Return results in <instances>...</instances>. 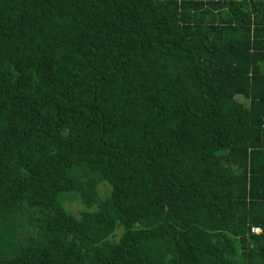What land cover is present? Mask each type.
<instances>
[{
    "label": "trees",
    "instance_id": "trees-1",
    "mask_svg": "<svg viewBox=\"0 0 264 264\" xmlns=\"http://www.w3.org/2000/svg\"><path fill=\"white\" fill-rule=\"evenodd\" d=\"M0 264H264V0H0Z\"/></svg>",
    "mask_w": 264,
    "mask_h": 264
},
{
    "label": "rangeland",
    "instance_id": "rangeland-1",
    "mask_svg": "<svg viewBox=\"0 0 264 264\" xmlns=\"http://www.w3.org/2000/svg\"><path fill=\"white\" fill-rule=\"evenodd\" d=\"M233 102L236 104V107L238 109H241L243 107H245V105L247 104V102L239 97V96H235L233 98ZM99 188L102 190L103 187L102 186H99ZM216 191L217 193L220 195V196H223V197H227L228 196V193H227V190L223 187H216ZM70 212H73V213H76V211L79 209V206L74 204V203H71V204H68V208H67Z\"/></svg>",
    "mask_w": 264,
    "mask_h": 264
},
{
    "label": "built area",
    "instance_id": "built-area-1",
    "mask_svg": "<svg viewBox=\"0 0 264 264\" xmlns=\"http://www.w3.org/2000/svg\"><path fill=\"white\" fill-rule=\"evenodd\" d=\"M252 231H253V232H256V231H257V229H256V228H254V229H252Z\"/></svg>",
    "mask_w": 264,
    "mask_h": 264
}]
</instances>
